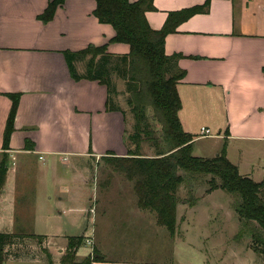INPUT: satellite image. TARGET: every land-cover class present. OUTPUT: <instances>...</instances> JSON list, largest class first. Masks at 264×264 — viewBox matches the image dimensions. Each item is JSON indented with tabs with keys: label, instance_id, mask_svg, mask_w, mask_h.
<instances>
[{
	"label": "crops",
	"instance_id": "1",
	"mask_svg": "<svg viewBox=\"0 0 264 264\" xmlns=\"http://www.w3.org/2000/svg\"><path fill=\"white\" fill-rule=\"evenodd\" d=\"M50 1L0 0V163L6 155V168L11 171L0 195V233H33L24 228L19 231L21 226L15 220L17 217L34 219V185L28 180L31 182L29 189L30 184H23L20 179V171L32 168L23 164L41 161L45 167L42 172L52 162L46 156H58L60 159L56 163L61 167L63 177L56 180L54 186L58 204H64L65 199L69 203L73 198L66 197L65 186H89V159L105 157L109 153L119 157L128 154L123 142L127 132L126 117L118 111H107L106 86L98 81L72 77L64 52H78L90 45H108V53L124 55L129 53V46L110 43L115 30L109 24H101L94 16L95 0H67L57 9L53 20L45 24L38 16ZM205 2L154 0L156 11L147 12L146 18L153 30H160L170 13ZM165 52L168 56H183L178 62L179 69L185 72L178 84L182 103L179 118L184 131L194 136V156L212 159L219 155L220 147L226 145L227 158L238 168L240 175L256 183L262 182L264 0H211L209 12L192 16L166 37ZM75 68L78 74H85L86 61L77 62ZM8 94H20L21 98L10 148L4 151V132L12 107ZM203 128L210 131L209 136H202ZM114 138L119 146L112 148ZM97 139L105 140L102 146ZM203 140H212L210 147L204 150L199 147ZM68 171L77 172L80 178H66L64 175ZM205 195H198L197 203L189 209L186 201L178 204L176 233L169 235L176 245L174 262L107 259L101 254L99 229L97 225L95 228L94 221L84 225L79 235L84 239L82 246H88L86 239L92 238L91 252L80 256L81 246L77 256L85 259L92 256L95 249L105 262L91 264H264V257L254 252L251 243L238 237L234 216L227 210V194L215 191ZM216 198L222 199L223 203ZM79 201L76 198V202ZM183 208L187 215L180 235L177 231ZM65 209L66 206L62 212ZM89 226L92 234L86 236ZM195 227L199 228V237L190 238L188 235ZM206 227L215 230L209 232ZM225 228L227 239L217 236L225 234ZM63 238L48 240L42 237L38 244L53 264H60L59 256L65 252L68 237ZM197 241L202 245H197ZM55 242L57 246L62 244L57 254L52 250ZM184 243L190 250H196L191 254L195 260L181 257L178 245ZM20 257L9 258L4 264L24 260ZM27 259L46 261L39 254Z\"/></svg>",
	"mask_w": 264,
	"mask_h": 264
},
{
	"label": "trees",
	"instance_id": "2",
	"mask_svg": "<svg viewBox=\"0 0 264 264\" xmlns=\"http://www.w3.org/2000/svg\"><path fill=\"white\" fill-rule=\"evenodd\" d=\"M67 0H51L38 19L51 22L59 7ZM94 16L101 24H109L115 30L110 43L126 44L130 51L124 55L108 53V45L88 46L78 52H64L70 73L75 80L98 81L108 91L107 111H124L117 105L116 87L112 76L118 75L126 82L127 103L134 118V131L125 137L132 142L126 145L125 157L109 153L103 159L115 171L123 173L134 185L138 206L156 214L157 224L174 236L177 228L178 191L183 185L199 187L196 183L211 177V191L221 189L232 200V208L238 216L241 229L238 237L251 240L254 252L264 256V180L254 182L240 175L238 168L227 158L226 145L216 157L204 159L193 153L194 136L185 132L179 118L182 108L178 84L185 77L178 62L182 55L168 56L165 52L166 37L177 31L179 25L196 14L209 12L211 0L201 6L170 13L160 30H153L146 18L147 12L156 11L154 0H95ZM86 61L85 74H78L75 64ZM12 107L7 120L3 150L10 148L15 131V119L20 94H8ZM151 114V115H149ZM150 143L155 157L141 154V144ZM27 147L30 148L28 142ZM32 150V147L31 149ZM0 163V191L6 179V155ZM20 238L17 234L0 233V264L8 257L6 247ZM42 239L39 240V243ZM82 237H69L67 250L60 264H91L105 262L99 251L80 259L78 249ZM22 256V255H21ZM20 257V255L16 256ZM53 264L50 256L46 257Z\"/></svg>",
	"mask_w": 264,
	"mask_h": 264
},
{
	"label": "rangeland",
	"instance_id": "3",
	"mask_svg": "<svg viewBox=\"0 0 264 264\" xmlns=\"http://www.w3.org/2000/svg\"><path fill=\"white\" fill-rule=\"evenodd\" d=\"M112 80L115 84L117 92L115 101L117 105H119L120 108L124 111L126 117L127 132H125L124 137L128 138L130 137L129 135L134 131L135 121L127 103L128 96L126 93V82H124L116 74L112 76ZM117 83H119L120 85ZM104 141V139H97V143L99 144V146H102L101 143H104ZM123 142L125 143V140ZM123 142H120L121 147H124ZM211 142L212 140H203L200 144L202 146H199L200 149L203 148L204 150L205 148H209ZM111 143L113 146L112 148L119 146V142L116 138H114ZM128 143L129 145L131 144V147L134 148V145H132V142H129V139H127V143H125V146ZM220 148L222 151L224 145ZM141 154L146 157H155L156 152L155 149L150 146V143L144 140V142L141 144ZM50 158L52 159V162H50L52 166H47V168L42 172L40 171L45 167L42 166L41 161H38L37 164H23V166L25 165L24 167L29 166L32 169H29L27 171H24L23 169V171H20V179L23 180V184H30L32 182L34 185V193L36 194L34 199L35 207L33 209L34 219H21L17 217L15 220L16 223H19L18 226H21L19 227V231L24 228L29 231L33 230V233H15L19 235L20 238L15 241L14 245L6 247V255L8 259H15L16 256L23 255L20 258H23L24 260H20V262H12L10 264H49L48 261L42 262L41 260L27 259L31 255L39 254L41 258L46 260V255L43 249H39L38 245L40 244L39 240H41L42 237H47L48 240L56 238L61 239L63 236L64 238H69L70 236L79 237V235L83 231V226L93 221L94 223L96 222L95 228L97 225V228L99 229V236L97 235V237H99L98 242H100L99 244L102 246L101 254H103L107 259L158 262L175 261L177 254L175 250L176 245L173 244L169 236L170 233L166 228L161 227L157 224V217L155 213L139 208L138 198L135 194L134 185L126 178L123 173L115 171L110 165L105 162L103 157L97 159L91 158L88 160V165H90V169L88 170L87 174L89 186L84 185L82 188H77L72 184L65 186L66 197H69V199L71 197L73 198L69 201V203L68 199H65L64 204H58L56 200L57 192H55L56 187L54 186V184H56V180L63 177L61 167H59L56 163V161H58V159L60 158L58 156L53 158L46 156V159ZM6 172L8 178L11 171L9 169H6ZM64 176L66 178H70L71 180L80 178L77 172L75 173V171H68V173H65ZM80 176H82L81 173ZM210 179L211 177L201 179L200 182L196 183L199 187H193L192 189L187 185H183L178 191L180 203L182 201H186L188 203H186L187 209H189L188 207H192L198 200V195H209V190L211 189V184L209 182ZM28 180H31V182H28ZM46 180L51 183L50 186L48 185V182ZM6 183L7 181L5 182V184ZM29 189H31V184L29 185ZM215 191H217L218 193H225L221 189H217L211 192ZM1 194L2 190L0 191V195ZM76 198L80 199V201L76 202ZM216 199L223 203L222 199ZM85 205L86 207L84 208ZM65 206L67 207V209H65V212H62ZM222 208H224V206L219 209ZM183 209L184 210L181 211L182 220L179 225L180 228L177 231L180 235L183 234L182 229L185 223V221L183 222V220L185 218V215H187V213L185 212L186 209ZM82 210L83 212L81 213ZM227 210H230L233 214L235 219L234 227L237 228V231L240 232L241 224L238 220L236 212L232 208V200L228 194ZM80 215L82 217H80ZM192 217L194 218V214L192 215ZM222 219L223 216L221 215L220 220ZM225 219L226 217L224 218V220ZM90 228L91 227L89 226V229L85 231L86 236H91L92 232ZM206 228L209 232H213L215 230L214 227ZM206 228H204L205 233H207ZM198 229L197 227H195V229L192 230V232L188 236L190 238H198L200 233ZM225 232V234L223 233L217 236L221 238L225 237L227 239V228H225ZM244 238L246 239H242V241H245L248 244L251 243V240L249 238H247L246 236ZM197 242V245H202V242ZM56 243L57 242L53 243L52 246V250H54L55 254L58 253L60 247L62 246V244H60V246H57ZM36 248L37 250H35ZM91 248L92 247L89 245L82 246L79 249V255H89V253L91 252ZM178 249L179 253L181 252V257L190 261L195 260L191 254L192 252L196 253V250H190L188 244L184 243L178 245ZM66 250L67 246L65 252L61 256H59V262L66 253ZM260 257L262 258L264 256ZM82 259L83 258H81V260Z\"/></svg>",
	"mask_w": 264,
	"mask_h": 264
},
{
	"label": "built area",
	"instance_id": "4",
	"mask_svg": "<svg viewBox=\"0 0 264 264\" xmlns=\"http://www.w3.org/2000/svg\"><path fill=\"white\" fill-rule=\"evenodd\" d=\"M201 132H202V136L203 137H207L210 134V131L208 129H206V128H203ZM86 244L89 245V246H92L93 245L92 238H87L86 239Z\"/></svg>",
	"mask_w": 264,
	"mask_h": 264
}]
</instances>
